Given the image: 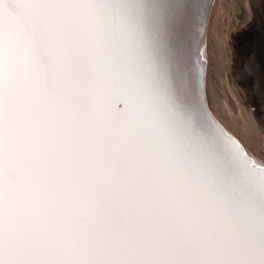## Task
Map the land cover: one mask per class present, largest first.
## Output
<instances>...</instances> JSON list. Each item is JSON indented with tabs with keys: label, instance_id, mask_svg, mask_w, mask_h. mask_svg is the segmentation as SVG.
<instances>
[{
	"label": "snow or ice",
	"instance_id": "6c2138e0",
	"mask_svg": "<svg viewBox=\"0 0 264 264\" xmlns=\"http://www.w3.org/2000/svg\"><path fill=\"white\" fill-rule=\"evenodd\" d=\"M214 8L0 0V264H264V147L212 107Z\"/></svg>",
	"mask_w": 264,
	"mask_h": 264
},
{
	"label": "bare ground",
	"instance_id": "6f19581e",
	"mask_svg": "<svg viewBox=\"0 0 264 264\" xmlns=\"http://www.w3.org/2000/svg\"><path fill=\"white\" fill-rule=\"evenodd\" d=\"M214 3H215V8L213 10L214 13L216 12L215 10H219V13L217 15L215 13L216 16H214L216 17L214 18L215 20L212 31L214 33L217 32V28H216L217 23L219 21V18L222 15H224V13L232 15L233 10H237V9L241 10L240 17L243 19L241 23L242 24L245 23L247 27L242 29L240 28L236 32L238 34L235 37V41L233 43L234 45H232L236 53L241 52V51L238 52V50L239 47L241 46V43L244 40L250 39L252 37L255 38V36L256 38H258L261 36V33L264 32L263 31L264 18L263 15L261 14V8L264 7V0H214ZM250 18H252V20ZM248 20L250 21L248 22ZM233 24H234V20H232L231 23H227L228 28L225 31L226 35H229L228 29L231 28ZM221 40H223V44L225 45L226 43H224L225 42L224 39L221 38ZM220 43L214 42V49H212L213 51L211 53V55L215 53V56L213 58V60L216 61L213 64L214 68L217 70L215 74L217 78L219 77L222 78L223 82L226 85L227 90L229 91V94H231L235 100H231L230 97L227 96L226 90H224V92L222 93L219 91L220 88L218 89L217 87L216 94L212 97V107L220 117L224 118V123L226 125L228 124L227 125L228 127L230 126L237 132L234 133L239 138L247 142L252 147H258V148L264 147V122L259 120V116L261 114L260 107L262 102L264 105V99L263 98L261 99L252 92L248 93L247 99L245 101H242L239 98V93H240L239 86L249 90V85L251 84V80L254 81L256 80L258 82L260 81L261 83L260 91L264 95V79H262V72H264V56L258 58L257 63H256L257 60L254 63L253 61L250 62V67H251L250 71L252 72L251 76L244 75V73L241 70L242 66L240 65L239 62V59L241 58L236 57L235 61L233 60L234 64H232L231 66L232 68L235 69L234 70L235 77L232 79V82L230 83L229 80H231V78H229V80L225 79L226 75L229 76L228 71L230 69V65L225 63V61H228L227 57L229 54L228 53L229 47L223 48L224 46L222 47ZM241 57L243 58V55ZM216 103L219 104L218 107H216ZM223 118L221 119L223 120Z\"/></svg>",
	"mask_w": 264,
	"mask_h": 264
},
{
	"label": "rangeland",
	"instance_id": "374dc122",
	"mask_svg": "<svg viewBox=\"0 0 264 264\" xmlns=\"http://www.w3.org/2000/svg\"><path fill=\"white\" fill-rule=\"evenodd\" d=\"M262 10L264 11V7L261 8V14L263 15V18H264V12ZM215 11H216L215 13L217 15L219 13V10H215ZM213 13H214V11H213ZM215 13L213 14L212 25H211V27L209 29L210 30L209 31L210 34H208L210 38L207 37L208 44H209V54L211 55V53L213 51L212 49H214V42H217V43L222 42L220 44H221L222 47L224 46L223 48H225V47L226 48L227 47L230 48V49L228 48V53H229L228 54V57H227L228 58V61H225L226 64L230 65V69L228 71L229 72V76L226 75L225 76V79H228L229 80V78H231V80H229V82L230 81L232 82V79L235 77L234 76V70L235 69L232 68L231 66H232V64H234V61H235V58L236 57L241 58V59H239V62H240V65L242 66L241 67V70L244 73V75L251 76L252 75V72L250 71V69H251L250 62L253 61L252 57H254V62L257 60L256 61V63H257L258 62V58L264 56V54H262V53H264V35H263L264 32L261 31L262 32L261 33V36L258 37V38H256V36H255V38L252 37L250 39L244 40L241 43V46L239 47V50H238V52L241 51L242 53L241 52L240 53H236L234 47L229 44V35H226L225 31L228 28L227 23H231L232 20H234V24L232 25L231 28L228 29L229 32L231 30L232 32H235L236 33L240 28L242 29V28H246L247 27V25H245V23H243V24L241 23L242 20H243L240 17L241 10L240 9L233 10V13H235V14L232 13V15H229L227 13H224V15H222L219 18V21H218L217 27H216L217 28V32L216 33L212 32L213 31L214 20H215L214 18H216V17H214V16H216ZM250 19L252 20V18H250ZM249 21L250 20H248V22ZM221 38L224 39V41H225L224 43H226L225 45L223 44V40H221ZM242 47H243V49H242ZM241 54L243 55V58L241 57L242 56ZM241 60H243V61H241ZM215 62L216 61H214V60L212 61L213 64ZM244 63H246L247 65L244 64ZM218 80H219L218 89L220 88L219 91L223 93L224 90H226L227 96H229L231 100H235L234 97L231 94H229V91L227 90L226 85L223 82L222 78L219 77ZM239 88H240L239 98L242 101H245L247 99V96H248V93L249 92H252L256 96L260 97L261 99L262 98L264 99V95L260 91V89H261V83H260V81L258 82L256 80L255 81L254 80H251V84L249 85V90H247L245 88H242L241 86H239ZM218 106H219V104L216 103V107H218ZM252 108H253V106H252ZM260 111H261V114L259 116V120H261L262 122H264V105H263V102L261 103ZM221 118H223V117H221ZM223 121H224V118H223ZM229 128H230L231 131L237 133L230 126H229ZM256 148H258V147H256Z\"/></svg>",
	"mask_w": 264,
	"mask_h": 264
}]
</instances>
